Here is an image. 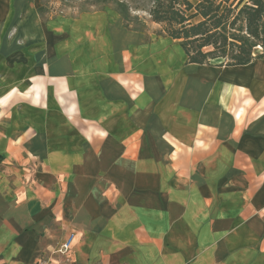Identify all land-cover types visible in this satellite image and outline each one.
<instances>
[{"label":"crops","instance_id":"crops-1","mask_svg":"<svg viewBox=\"0 0 264 264\" xmlns=\"http://www.w3.org/2000/svg\"><path fill=\"white\" fill-rule=\"evenodd\" d=\"M40 6L0 0V264H264V57Z\"/></svg>","mask_w":264,"mask_h":264},{"label":"trees","instance_id":"trees-1","mask_svg":"<svg viewBox=\"0 0 264 264\" xmlns=\"http://www.w3.org/2000/svg\"><path fill=\"white\" fill-rule=\"evenodd\" d=\"M125 24L128 7L118 3ZM40 13L45 16L41 3ZM152 20L159 33L180 41L188 63L245 65L264 57V0H154Z\"/></svg>","mask_w":264,"mask_h":264},{"label":"rangeland","instance_id":"rangeland-1","mask_svg":"<svg viewBox=\"0 0 264 264\" xmlns=\"http://www.w3.org/2000/svg\"><path fill=\"white\" fill-rule=\"evenodd\" d=\"M192 1L196 2V0ZM120 2H123L128 7V21L133 27L139 28L142 26L144 30H150L152 33H158L163 28V25L153 21L150 15L154 0H40V4L43 3L45 10H48L45 11L48 15L70 16L88 10L111 9L116 11L123 18L118 8V3ZM25 95L29 97L30 93H26ZM40 107H43L42 109H44V111L49 110L47 104ZM58 108V112L61 114V105H58ZM45 115L48 116L47 112H44V117ZM61 122L62 121H59V124L63 126L61 125L63 122Z\"/></svg>","mask_w":264,"mask_h":264},{"label":"built area","instance_id":"built-area-1","mask_svg":"<svg viewBox=\"0 0 264 264\" xmlns=\"http://www.w3.org/2000/svg\"><path fill=\"white\" fill-rule=\"evenodd\" d=\"M69 246H70L69 243L64 244V245H62V247L58 251L61 252V253H64V252L67 251V249L69 248ZM38 264H49V262L48 261H45L43 259H39L38 260Z\"/></svg>","mask_w":264,"mask_h":264}]
</instances>
